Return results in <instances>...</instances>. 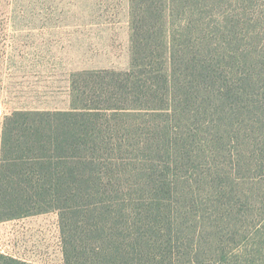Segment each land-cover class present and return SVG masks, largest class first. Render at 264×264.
<instances>
[{"label":"trees","instance_id":"obj_1","mask_svg":"<svg viewBox=\"0 0 264 264\" xmlns=\"http://www.w3.org/2000/svg\"><path fill=\"white\" fill-rule=\"evenodd\" d=\"M243 8L131 0L129 69L82 71L69 110L4 117L0 222L57 212L64 264H207L205 229L246 197L230 181L264 176V43Z\"/></svg>","mask_w":264,"mask_h":264},{"label":"rangeland","instance_id":"obj_2","mask_svg":"<svg viewBox=\"0 0 264 264\" xmlns=\"http://www.w3.org/2000/svg\"><path fill=\"white\" fill-rule=\"evenodd\" d=\"M235 1L260 18L261 29L255 33L263 44L264 0ZM229 9V3L220 8ZM130 64L131 0H0V150L6 115L20 109L69 110L74 81L82 71L127 70ZM258 174L252 169L230 181V196L237 188L246 195L234 207L237 213L222 224L214 222L218 212L203 217L208 225H218L205 229V240L210 244L218 235L214 248L221 249L206 252L205 263L264 264V176L259 179ZM44 214L52 226L56 216L59 220L57 212ZM41 216L0 222V254L22 260L39 256V238L23 228L26 221L36 228ZM10 230L17 231L13 238ZM59 236L63 247L62 232Z\"/></svg>","mask_w":264,"mask_h":264},{"label":"crops","instance_id":"obj_3","mask_svg":"<svg viewBox=\"0 0 264 264\" xmlns=\"http://www.w3.org/2000/svg\"><path fill=\"white\" fill-rule=\"evenodd\" d=\"M41 216L38 218L40 224L35 228L33 225L30 223V221L24 222L25 226L23 230L25 233L30 236L31 234H35L36 237L39 238L40 241V255L37 257L33 258H27L24 260H27L32 263L36 264H64V252H63V247L62 243L60 241V228L57 226V221L58 216L55 217V223L50 225V222L48 221V217ZM30 216L21 218L22 221H25L26 219H29ZM16 220V219H15ZM14 220H9L6 222H11ZM17 233L15 230H10L9 232V238H13L14 235ZM53 234L54 239H52ZM13 236V237H12ZM55 240V243L53 244ZM53 241V242H52Z\"/></svg>","mask_w":264,"mask_h":264}]
</instances>
